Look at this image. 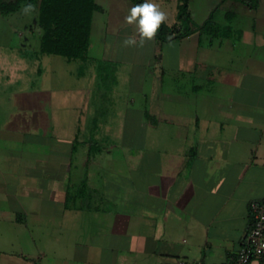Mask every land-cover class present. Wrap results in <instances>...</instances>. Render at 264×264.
<instances>
[{
    "label": "crops",
    "instance_id": "crops-1",
    "mask_svg": "<svg viewBox=\"0 0 264 264\" xmlns=\"http://www.w3.org/2000/svg\"><path fill=\"white\" fill-rule=\"evenodd\" d=\"M255 1L224 22L216 8L199 23L189 10L196 25L212 13L228 36L141 42L138 32L135 52L115 62L90 55V32L75 72L93 83L72 90L74 120L67 107L57 122L46 117V87L31 99L24 198L3 221L37 242L7 264H237L249 204L264 200V0ZM178 2L168 27H181ZM147 43L148 55L138 48Z\"/></svg>",
    "mask_w": 264,
    "mask_h": 264
},
{
    "label": "rangeland",
    "instance_id": "rangeland-1",
    "mask_svg": "<svg viewBox=\"0 0 264 264\" xmlns=\"http://www.w3.org/2000/svg\"><path fill=\"white\" fill-rule=\"evenodd\" d=\"M95 1L102 11L94 13L90 55H110L114 62L118 61L121 53H129L136 48L125 43L128 37L135 40L139 32L135 23L129 24L126 20L130 9L134 7L133 3L131 0ZM247 1L256 5L255 0ZM152 2L166 13L165 22H170L177 0ZM188 6L198 23L214 8L217 9L215 19L221 22H224L223 12L236 14L239 13V8H248V4L237 0H188ZM36 19L37 11L34 7H22L18 12L7 16L0 12V264H7L8 260H21L20 251L31 253L35 248L33 241L37 242L36 237L21 235V230H24L22 223L20 232H17L12 228L13 225L3 221L7 216L20 212L19 203L24 198L22 191L26 179V154L31 149V143L23 122L30 118L31 99L37 96V91L46 87L45 93H39L42 105L48 107L46 117H50L52 123L57 122L55 120L61 119L67 107L68 120H74L72 116H76L75 111L80 102L76 103L78 96L72 90L93 83L88 72L84 79L76 77L75 71L79 69L81 62H67L62 57L39 53L41 30L36 25ZM102 32L107 39L103 46H99L97 42ZM150 46L147 43L138 48L148 55L151 53ZM85 68L88 69V65ZM65 87L68 88V93L60 91V88ZM65 95L72 99L64 101ZM27 255L23 259L29 257L33 261L32 254Z\"/></svg>",
    "mask_w": 264,
    "mask_h": 264
},
{
    "label": "trees",
    "instance_id": "trees-1",
    "mask_svg": "<svg viewBox=\"0 0 264 264\" xmlns=\"http://www.w3.org/2000/svg\"><path fill=\"white\" fill-rule=\"evenodd\" d=\"M133 6L143 0H131ZM249 4L247 0H237ZM22 7H34L37 11L36 25L41 30L39 52L64 58L67 62H82L87 58L92 17L101 8L95 0H0L2 15H11ZM177 20L181 27H168L164 23L157 30L156 38L160 42L180 39L194 33L210 38L225 37L230 33L228 27L215 24L212 13L201 24L191 19L188 0H179Z\"/></svg>",
    "mask_w": 264,
    "mask_h": 264
},
{
    "label": "built area",
    "instance_id": "built-area-1",
    "mask_svg": "<svg viewBox=\"0 0 264 264\" xmlns=\"http://www.w3.org/2000/svg\"><path fill=\"white\" fill-rule=\"evenodd\" d=\"M252 224L245 234L237 253V264H247L252 259L264 262V200L249 204ZM175 264H194L188 260H177Z\"/></svg>",
    "mask_w": 264,
    "mask_h": 264
},
{
    "label": "clouds",
    "instance_id": "clouds-1",
    "mask_svg": "<svg viewBox=\"0 0 264 264\" xmlns=\"http://www.w3.org/2000/svg\"><path fill=\"white\" fill-rule=\"evenodd\" d=\"M126 20L129 24L137 25L143 42L155 37L157 30L167 20V16L152 0H143V3L136 4L130 9ZM125 43L132 45L135 44V40L128 38Z\"/></svg>",
    "mask_w": 264,
    "mask_h": 264
}]
</instances>
